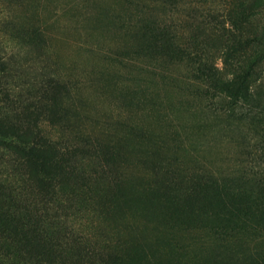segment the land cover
<instances>
[{
    "label": "rangeland",
    "instance_id": "374dc122",
    "mask_svg": "<svg viewBox=\"0 0 264 264\" xmlns=\"http://www.w3.org/2000/svg\"><path fill=\"white\" fill-rule=\"evenodd\" d=\"M12 130L0 264H256L264 0H0Z\"/></svg>",
    "mask_w": 264,
    "mask_h": 264
},
{
    "label": "trees",
    "instance_id": "16d2710c",
    "mask_svg": "<svg viewBox=\"0 0 264 264\" xmlns=\"http://www.w3.org/2000/svg\"><path fill=\"white\" fill-rule=\"evenodd\" d=\"M202 75L206 76V78H209V79L212 77V75L207 74L205 71L202 72ZM240 77H242V80H243L244 76H240ZM234 85H233V87H234ZM226 86H227V88H229L230 85L227 84ZM231 92H232V90H231ZM10 129H12V128H10ZM0 138H1L0 140H2V142L4 143L5 148L10 149V148H14L15 146H21L22 148L26 149V151L29 155L34 154V157L37 156L38 153L40 154L41 151L44 152V150H48V149H51L53 152H55V151L58 152V150L49 141H46L43 137H39V136H36L32 140L25 141L23 138V135H21L20 133H17V132H13V130H12V131H6L3 133L0 132ZM44 185H47L46 188L49 186L47 184V182L44 183ZM248 204L249 203H245L242 208L232 207V209H234V210L236 209L237 212H240V211L242 212L244 210L251 211L252 207H250ZM65 230L67 233L66 236L74 237V238H70V239H73L75 242L77 241L78 243L82 242L85 244L88 240L87 237L83 236L82 234H79V233L75 234L73 227L71 229L65 228ZM64 234H65V232H64ZM45 246H46L45 251H48L51 248V242L49 244L46 243ZM255 263L256 264H264V259H261L260 257H258L255 260Z\"/></svg>",
    "mask_w": 264,
    "mask_h": 264
}]
</instances>
